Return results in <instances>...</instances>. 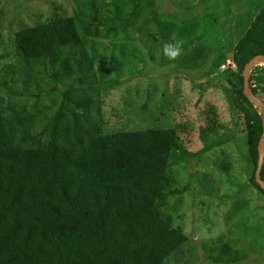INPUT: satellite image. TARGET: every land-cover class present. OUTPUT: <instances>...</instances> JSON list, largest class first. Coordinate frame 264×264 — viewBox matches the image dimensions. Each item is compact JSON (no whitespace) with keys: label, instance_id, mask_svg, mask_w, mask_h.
<instances>
[{"label":"trees","instance_id":"1","mask_svg":"<svg viewBox=\"0 0 264 264\" xmlns=\"http://www.w3.org/2000/svg\"><path fill=\"white\" fill-rule=\"evenodd\" d=\"M169 17L178 22L169 27L162 19L155 22L164 35L174 33V40L182 32L178 23L190 19ZM11 40L14 56L0 67V264L171 259L188 240L167 206L169 193L186 190H171L168 175L171 152L181 144L178 125L104 128V95L72 16L20 26ZM260 54L264 4L233 44L230 96L243 119L250 182L264 197L254 177L262 114L245 96L242 77L246 63ZM262 72L264 64L250 71L254 95L264 92ZM260 178L264 181V159ZM207 241L197 246L210 264L247 257L233 239Z\"/></svg>","mask_w":264,"mask_h":264},{"label":"rangeland","instance_id":"2","mask_svg":"<svg viewBox=\"0 0 264 264\" xmlns=\"http://www.w3.org/2000/svg\"><path fill=\"white\" fill-rule=\"evenodd\" d=\"M263 4L0 0V67L14 56L11 39L20 26L69 15L93 60L95 86L104 95V128L178 125L181 144L171 152L168 175L171 190H186L169 193L167 206L188 240L162 264H210L197 245L216 239H233L234 247L247 253L230 264H264V197L250 182L253 166L247 160L243 119L230 98L233 44ZM170 14L191 22L178 23L182 32L174 40V33L164 35L165 28L155 22L162 19L166 27L178 22L169 21ZM177 41L180 54L170 59L163 48ZM198 43L204 47H195ZM257 96L264 102V92Z\"/></svg>","mask_w":264,"mask_h":264},{"label":"water","instance_id":"3","mask_svg":"<svg viewBox=\"0 0 264 264\" xmlns=\"http://www.w3.org/2000/svg\"><path fill=\"white\" fill-rule=\"evenodd\" d=\"M259 62L264 63V55H256L252 59H250L243 68L242 77H243V91L247 99L255 105L260 107V111L262 114V134L261 138L257 145V161L255 168V181L259 183L264 188V181L260 178V169L264 159V102H262L256 95H254L248 86L249 74L252 67Z\"/></svg>","mask_w":264,"mask_h":264},{"label":"clouds","instance_id":"4","mask_svg":"<svg viewBox=\"0 0 264 264\" xmlns=\"http://www.w3.org/2000/svg\"><path fill=\"white\" fill-rule=\"evenodd\" d=\"M163 53L170 59H174L177 55L180 54V47H179V42L177 41L175 45L169 43L166 44L163 48ZM232 60V59H231ZM233 62V61H232ZM234 64V62H233ZM261 64H264L261 62ZM235 69V64L233 65ZM255 66V65H254ZM250 75V74H249ZM257 96V95H256ZM258 97V96H257ZM259 98V97H258ZM260 99V98H259ZM261 100V99H260ZM262 101V100H261ZM263 102V101H262ZM255 105V104H254ZM258 106V105H257ZM260 108V107H259ZM261 112V111H260Z\"/></svg>","mask_w":264,"mask_h":264},{"label":"bare ground","instance_id":"5","mask_svg":"<svg viewBox=\"0 0 264 264\" xmlns=\"http://www.w3.org/2000/svg\"><path fill=\"white\" fill-rule=\"evenodd\" d=\"M261 63V62H260Z\"/></svg>","mask_w":264,"mask_h":264}]
</instances>
